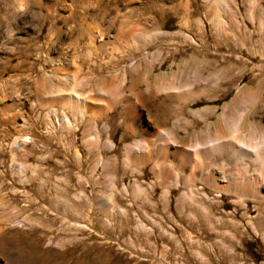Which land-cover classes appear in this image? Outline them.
I'll return each instance as SVG.
<instances>
[{
  "label": "rangeland",
  "instance_id": "1",
  "mask_svg": "<svg viewBox=\"0 0 264 264\" xmlns=\"http://www.w3.org/2000/svg\"><path fill=\"white\" fill-rule=\"evenodd\" d=\"M0 264H264V0H0Z\"/></svg>",
  "mask_w": 264,
  "mask_h": 264
},
{
  "label": "bare ground",
  "instance_id": "2",
  "mask_svg": "<svg viewBox=\"0 0 264 264\" xmlns=\"http://www.w3.org/2000/svg\"><path fill=\"white\" fill-rule=\"evenodd\" d=\"M13 1H15V0H13ZM17 1H21V2H22L23 0H17ZM11 21H12V20H11ZM8 23H9V22H8ZM135 29H136V28H135ZM7 32H9V31H7ZM7 32H6V33H7ZM138 32H139V31H138ZM10 33H11V32H10ZM119 34H120V33H119ZM5 35H6V34H5ZM8 35L10 36L9 33H8ZM8 35H7V36H8ZM129 35H130L131 38L134 39V41H137V40L141 37V35H140L139 33H137L136 30L134 31V30H132V29L130 30ZM90 36H91V35H90ZM88 39H89V38H88ZM90 39H91V38H90ZM2 40H4V39H2ZM91 41H92V40H91ZM2 42H5V41H2ZM2 42H1V43H2ZM7 42H8V41H7ZM2 44H3V43H2ZM171 88H173V87H171ZM43 89H44V88H43ZM102 89H103V88H102ZM72 90H73V89H71L70 92L66 93L67 95L64 93L65 96L68 97L66 100L68 101V103H71L73 106L78 105V107L81 108V107L83 106V102L81 101V100H82V97H80V95H78L77 93H75L76 91L73 92ZM100 90H101V89H100ZM52 91L55 92V93H57V95H60V91H61V90H58V88L54 90V88H53ZM39 92L41 93V91H39ZM53 92H52V93H53ZM63 92H64V91H63ZM112 92H113V91H112ZM112 92H111V93H112ZM50 93H51V92H50ZM55 95H56V94H55ZM112 95H113V94H112ZM61 96H62V95H61ZM63 97H64V96H63ZM63 97H62V98H63ZM110 97H111V96H110ZM112 98H114V97H112ZM43 99H44V98H43ZM57 100H58V99H57ZM54 101H55V100H54ZM64 101H65V100H64ZM67 101H66V102H67ZM85 101H86V100H85ZM85 101H84V102H85ZM44 102H46V100H44ZM48 102L50 103V100H48ZM128 103H129V102H128ZM85 104H86V103H85ZM45 105H46V104H45ZM107 105H108V104H107ZM109 106H110V105H109ZM74 108H75V107H74ZM105 108H106V107H105ZM107 108H108V107H107ZM65 120H66L67 122H69V120H68L67 118H66ZM219 135H220V134H219ZM220 136H221V135H220ZM225 137H226V136H225ZM225 139H226V138H225ZM228 139H229V138H228ZM220 140H221V139H220ZM24 168H25V167L22 166V165L19 166V169H20V170H24ZM1 206H2V205H1ZM11 260H12V259H11Z\"/></svg>",
  "mask_w": 264,
  "mask_h": 264
},
{
  "label": "built area",
  "instance_id": "3",
  "mask_svg": "<svg viewBox=\"0 0 264 264\" xmlns=\"http://www.w3.org/2000/svg\"><path fill=\"white\" fill-rule=\"evenodd\" d=\"M54 119H55V122H56V124H57V126H58L59 118L55 117ZM57 120H58V121H57ZM61 120H62V119H61ZM59 123H60V121H59Z\"/></svg>",
  "mask_w": 264,
  "mask_h": 264
},
{
  "label": "crops",
  "instance_id": "4",
  "mask_svg": "<svg viewBox=\"0 0 264 264\" xmlns=\"http://www.w3.org/2000/svg\"><path fill=\"white\" fill-rule=\"evenodd\" d=\"M254 162H255V165H256V164H257V163H256L257 161H256L255 157H254Z\"/></svg>",
  "mask_w": 264,
  "mask_h": 264
}]
</instances>
